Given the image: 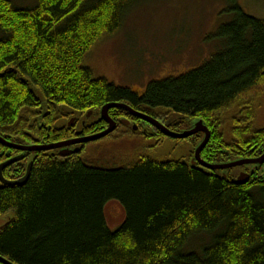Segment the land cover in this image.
Listing matches in <instances>:
<instances>
[{"label": "trees", "instance_id": "obj_1", "mask_svg": "<svg viewBox=\"0 0 264 264\" xmlns=\"http://www.w3.org/2000/svg\"><path fill=\"white\" fill-rule=\"evenodd\" d=\"M144 1L36 0L18 7L0 0V138L29 146L91 136L107 128L101 108L120 103L172 132L201 120L210 132L200 154L207 164L261 156L264 19L246 15L237 0H228L231 20L217 31L210 61L150 82L142 94L94 78L82 65ZM108 116L116 128L107 137L66 157L57 150L26 154L32 158L26 183L0 185L1 257L12 264H264L262 167L253 174L252 166L240 167L251 177L237 186L235 169L192 166L202 134L185 140L192 149L187 161L158 162L152 156L164 135L122 109ZM123 144L125 156L110 151ZM18 153L0 144V163ZM25 160L3 177H22ZM112 202L123 212L115 231L105 217ZM201 236L207 241L187 251Z\"/></svg>", "mask_w": 264, "mask_h": 264}, {"label": "rangeland", "instance_id": "obj_2", "mask_svg": "<svg viewBox=\"0 0 264 264\" xmlns=\"http://www.w3.org/2000/svg\"><path fill=\"white\" fill-rule=\"evenodd\" d=\"M10 1L18 7H30L36 0ZM237 4L246 15L264 19V0H237ZM229 7L228 0L140 2L127 12L117 32L92 47L82 65L94 78L142 94L150 82L178 78L210 61L218 51L217 31L231 20ZM262 101L257 119L264 125V97ZM165 138L152 157L158 162L187 161L192 150L189 143ZM110 151L125 156L129 147L123 144ZM241 170H233V175ZM105 217L109 229L115 231L123 221L121 207L109 203ZM206 241L205 236L194 237L186 249L197 251Z\"/></svg>", "mask_w": 264, "mask_h": 264}, {"label": "water", "instance_id": "obj_3", "mask_svg": "<svg viewBox=\"0 0 264 264\" xmlns=\"http://www.w3.org/2000/svg\"><path fill=\"white\" fill-rule=\"evenodd\" d=\"M111 109H122L126 111L133 117H136L141 121H144L151 129L158 130L162 135L170 139L185 140L193 135H196L199 133L202 134L203 135L202 140L200 141V143L194 150L193 159L191 160V165L192 166L198 165L201 169H203L204 172L224 171L227 169H237L240 167L252 166V169L250 171L253 174L260 167L264 165V153L261 156L257 158H253V159H241V160H236L234 162H230L227 164H219V165L207 164L201 160L200 154L204 150V148L206 147V145L208 144L210 140V132L202 124L201 120L196 121L190 130H186L181 133H176V132L170 131L169 129H167L165 126H163L156 120L133 111L130 107H128L125 104L110 103V104L104 105L99 111V118L100 120H104L107 122L108 124L107 128L104 131L91 135V136L79 137V138H75L72 140H67V141H63V142H59L55 144L29 145V146L9 143L5 141L4 139L0 138L1 145L20 153L19 155L0 163V185L21 187L26 183L31 167H32V160H31L32 158H30V162L27 165L24 175L20 177L19 179L9 181L3 177V171L6 168L22 161L25 157L24 154H33L36 152H47V151L57 150L59 156L66 157L70 154L76 153L78 151V146L88 144L91 142H95L111 134L116 128L115 122L111 120L110 117L108 116V112ZM91 115H92V111H89L86 114V118L89 119ZM74 122H75V119L71 118L67 123L68 127L73 126ZM121 124L125 126H129V122L127 121L122 120ZM132 130L137 131V127L132 126ZM224 176L225 175L223 174V177ZM250 177H251L250 174L244 171L238 172L236 180L233 183L234 185H237V186H243L249 182ZM0 264H12V263L0 256Z\"/></svg>", "mask_w": 264, "mask_h": 264}, {"label": "flooded vegetation", "instance_id": "obj_4", "mask_svg": "<svg viewBox=\"0 0 264 264\" xmlns=\"http://www.w3.org/2000/svg\"><path fill=\"white\" fill-rule=\"evenodd\" d=\"M264 126V125H263ZM149 127V126H148ZM150 128V127H149ZM151 129V128H150ZM152 130H154V129H152ZM186 131V130H185ZM175 132V131H174ZM183 132V131H182ZM146 132L144 131V134H145ZM177 133V132H176ZM178 133H181V132H178ZM200 134V133H199ZM199 134H196V135H193V136H191V137H189V138H192V137H194V136H198ZM201 135V134H200ZM189 138H187V139H185V140H188ZM72 140V139H71ZM185 140H181V141H185ZM180 141V140H179ZM20 153H18L17 155H19ZM16 155V156H17ZM24 159L22 160V161H20V162H23L25 159V162H24V164H25V170H26V168H27V165H28V163L30 162V160H28L27 158H26V154H24ZM13 157H15V156H13ZM12 157V158H13ZM8 160V159H7ZM28 160V162H26ZM4 162V161H3ZM2 163V162H1ZM262 167H264V165L262 166ZM9 168V167H8ZM252 169V168H251ZM227 170H232V169H227ZM227 170H224V171H227ZM4 172V171H3ZM217 172H223V171H217ZM222 175H223V173H222ZM237 177V176H236ZM17 179H19V177L18 178H16V179H12L11 181H13V180H17ZM235 180H236V178H235ZM1 186H3V185H1Z\"/></svg>", "mask_w": 264, "mask_h": 264}, {"label": "bare ground", "instance_id": "obj_5", "mask_svg": "<svg viewBox=\"0 0 264 264\" xmlns=\"http://www.w3.org/2000/svg\"><path fill=\"white\" fill-rule=\"evenodd\" d=\"M107 137V136H106ZM38 153V152H37ZM4 186V185H3ZM8 186V185H7ZM9 187H14V186H9ZM4 224V222L1 224V225H3Z\"/></svg>", "mask_w": 264, "mask_h": 264}]
</instances>
